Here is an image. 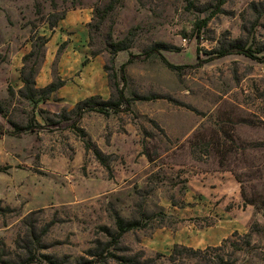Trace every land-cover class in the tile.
<instances>
[{"label": "rangeland", "instance_id": "374dc122", "mask_svg": "<svg viewBox=\"0 0 264 264\" xmlns=\"http://www.w3.org/2000/svg\"><path fill=\"white\" fill-rule=\"evenodd\" d=\"M111 1L0 0V250L51 223L39 253L67 264H264V0L213 16L214 0ZM76 9L91 13L81 62L84 32L63 25ZM110 38L132 48L113 55ZM155 44L176 70L146 56ZM231 46L263 60L217 57ZM24 67L63 86L23 99ZM119 90L139 98L129 111L76 121L79 102ZM115 213L139 223L118 243Z\"/></svg>", "mask_w": 264, "mask_h": 264}, {"label": "trees", "instance_id": "16d2710c", "mask_svg": "<svg viewBox=\"0 0 264 264\" xmlns=\"http://www.w3.org/2000/svg\"><path fill=\"white\" fill-rule=\"evenodd\" d=\"M78 0H73V5L77 3ZM115 0H112L110 4L108 5V8H113V2ZM227 0H214L213 5V11L211 13V16L218 14L222 11V7L225 5ZM264 4V3H263ZM189 6H193L192 1H189ZM208 19H205L203 21H200L198 24V29H201L203 26H205ZM58 20L54 21L52 23V27H56ZM108 47L111 51V54L115 55L120 52H126L129 51L132 48V43L128 39H124L121 41L114 42L111 38L108 41ZM164 45L161 44H155L154 47L150 48L148 52H146L147 55H157L163 64L169 69V70H176L177 67L170 64L168 61H166L165 58L162 57L160 54L161 50H164ZM231 54H238L243 55L249 59L255 60V61H262L263 59L261 57H258L256 55V52H253L251 49H246L244 47L239 46H231L225 50H220L217 57H224ZM216 58V57H211ZM131 61L128 60L127 63H124L120 66V75L123 78L124 81V70L127 64H129ZM105 71H110L107 67H104ZM21 82L23 83L22 88L18 92L19 97L29 100L32 103H39L42 101H46L50 98V96L59 90L63 85L61 81L58 83H50L44 88H37L36 87V71L34 68L27 69L24 67L21 72ZM112 78V75H109V79ZM139 100L138 97L129 98L126 97L124 92L119 90L116 91L114 99L103 101L98 97H90L87 98L81 102H79L75 108L73 109V112L76 113V121H78L81 116L85 113L89 112H95L99 114H103L105 116H109L111 114H117L119 112L123 111H129L133 102ZM143 100H150L148 97H145ZM75 126V123L72 124ZM83 138H85V134L82 132ZM86 150H92L94 153L95 158L100 162L102 166L108 169V165L101 153V151L95 147V145H91L90 141L85 142ZM50 224H45L40 229H32L29 231V240L25 241L24 245H20L21 240L16 241V248L20 250L21 254H13L5 253L4 250H0V264H67L66 259L64 258H58L55 255H48V254H40V250H42L44 247L42 245V240L48 235L49 229L51 227ZM114 225L115 230L113 232L109 231V237L112 239L114 243H118L121 239V237L139 227V223L137 221H129L122 218L119 214H114ZM38 231V233H37ZM232 236H238L237 232H234ZM250 234L246 235V238L249 239ZM228 240L225 239L223 243L225 244ZM189 253H194L192 249H185ZM99 257H101V254H97ZM7 258V259H4ZM126 263H130L127 259H122ZM80 264H89L88 261L81 259Z\"/></svg>", "mask_w": 264, "mask_h": 264}, {"label": "crops", "instance_id": "0c3cea01", "mask_svg": "<svg viewBox=\"0 0 264 264\" xmlns=\"http://www.w3.org/2000/svg\"><path fill=\"white\" fill-rule=\"evenodd\" d=\"M90 10L88 9H76L73 10L72 12L68 13V15L65 17L66 19L63 20V25L64 27H69V26H75V27H80L82 31L84 32L83 34L85 35V42L84 44L80 45L79 47V52L76 54V61L81 62L83 58L87 57L86 56V50H88L87 46V39H88V29L87 25L91 19L90 15ZM60 26H62V23H60ZM91 62L89 63V65ZM48 83V79H44L43 81H40L38 83V80L36 79V87L42 86ZM41 84V85H40ZM235 230V229H233ZM231 230L230 232H232ZM227 229L223 227H217V231L215 232L217 238L221 241L224 238H226L228 235L225 233Z\"/></svg>", "mask_w": 264, "mask_h": 264}]
</instances>
